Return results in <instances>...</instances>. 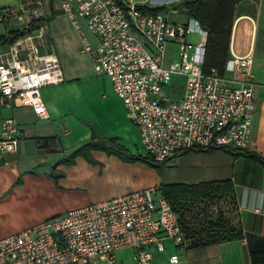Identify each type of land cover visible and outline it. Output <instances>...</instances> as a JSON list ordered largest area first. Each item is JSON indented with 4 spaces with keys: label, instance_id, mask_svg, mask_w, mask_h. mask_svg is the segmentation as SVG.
I'll return each instance as SVG.
<instances>
[{
    "label": "built area",
    "instance_id": "1",
    "mask_svg": "<svg viewBox=\"0 0 264 264\" xmlns=\"http://www.w3.org/2000/svg\"><path fill=\"white\" fill-rule=\"evenodd\" d=\"M143 3L61 0L60 8L96 74L110 79L147 154L158 163L195 147L247 146L257 87L253 52L240 55L231 49L225 74L214 68L204 72L206 30L194 18H171L175 8L154 13L142 11ZM45 16L40 0L0 8L6 28L28 29L38 20L37 27L0 45V103L29 106L39 118L48 116L41 87L62 79L57 56L47 50ZM192 31L201 35L190 52ZM169 42L180 46L178 68L164 64ZM175 74L185 76L183 94L161 96ZM60 128L69 132L63 123ZM0 133L1 158L16 151L23 128L8 116L0 120ZM167 236L180 248L186 245L178 214L151 186L68 209L0 237V264H112L117 249L124 247L133 251L137 264H153L149 246L163 250ZM168 262L185 264L177 254Z\"/></svg>",
    "mask_w": 264,
    "mask_h": 264
},
{
    "label": "crops",
    "instance_id": "2",
    "mask_svg": "<svg viewBox=\"0 0 264 264\" xmlns=\"http://www.w3.org/2000/svg\"><path fill=\"white\" fill-rule=\"evenodd\" d=\"M35 1L37 0H0V8ZM40 1L43 2V0ZM153 1L161 2L162 0ZM183 13L185 22H187L189 17L185 12ZM244 18L249 19V21L246 20L247 29H249L247 45L243 48L236 47L233 43V32L230 44L236 54L242 55L247 51H252L255 57L252 66L257 86L254 99L255 109L246 148L256 150L264 156V52L257 54L252 43L256 20L251 14L240 12V15L235 18L233 28ZM5 30V25L0 23V33ZM47 36L51 37V34ZM50 41L48 50L55 53L61 65L60 54L54 50L53 37ZM61 71L60 82L45 84L41 87V95L48 109L47 118H39L29 106L0 103V120L8 116L14 117L23 128V135L19 137L16 151L5 153L0 158V222L6 218L5 211L8 207L21 203L29 197L49 207L47 214L41 216L45 219V217H51V215L80 205L106 200L138 189L158 187L165 182L194 183L228 178L232 180L235 192L233 203L223 208V215L241 231V237L182 248L176 246L170 237H163V250L156 249L154 245L149 246L152 263L169 264V256L177 254L180 261L185 264H264V252L250 254V244L257 237H264V169L259 162L239 154L232 156L222 148L190 152L182 150L157 163L161 177L154 180V184L149 185L152 182L150 181L145 185H137L135 188L130 186L121 190L113 188V184H117V181H121V177L126 178V176H120L124 167H120V164L112 158H106L102 166L86 164V162L81 164L78 156L74 164L59 163L71 150L91 139V128L82 124L78 119L75 98L73 96L69 98L65 92L68 88L67 91L69 92L70 89L72 93L74 86L72 82L81 80V77L78 75L65 76L62 65ZM105 92V107L99 106L100 109L110 112L111 108H114L116 113L126 118L122 101L113 92L111 82ZM109 98H114V103ZM87 108L94 107L89 104ZM61 123L68 127V133L61 130ZM48 136H54V142L48 140V145H45L38 140V137ZM91 151L95 155V150ZM53 171L61 174L57 183L53 179ZM18 179L20 183H17ZM27 226L28 224L23 228ZM23 228L16 229V231ZM9 233L11 231L0 228V237ZM127 250L131 252L129 254L132 260L120 259L119 264H137L133 251L126 247L117 249L113 263L117 262L118 256L128 252Z\"/></svg>",
    "mask_w": 264,
    "mask_h": 264
},
{
    "label": "rangeland",
    "instance_id": "3",
    "mask_svg": "<svg viewBox=\"0 0 264 264\" xmlns=\"http://www.w3.org/2000/svg\"><path fill=\"white\" fill-rule=\"evenodd\" d=\"M138 1V0H136ZM180 0H162L161 2L147 1L148 4L165 5L167 10H170L171 2L178 3ZM61 0H43L44 7L46 8V17L49 20L46 21L47 34H51L54 39L55 51L59 52L61 57L62 70L65 76L71 77L78 75L81 80L72 82V93L69 89L65 91L69 95V98L73 96L75 99V109L79 121L88 127H93L99 138L104 139V136H117L119 142L124 149L132 156L131 158H123L118 153H107L103 149H94L96 158L99 162L105 163L106 158H112L115 162L120 164V167H124L121 170V181L117 184H113V188L122 189L127 186L135 188L137 185H145L152 181L149 185L154 184L153 181L160 178V169L157 162H153L151 159L146 161L143 156H147V151L140 143L138 134V127L131 121L125 114L126 118L121 117V114L116 113V109L111 108L110 112L103 111L99 106L105 107L106 95L105 90L109 86L110 79L108 77L97 76L93 65L91 64L88 56L81 52L80 38L77 35L71 22L65 16L60 8ZM238 12H247L252 15L256 20V25L253 31L252 43L256 48L257 54L264 52V0H243L237 7ZM180 21H185L184 13L179 9L178 12H174L170 16ZM249 19L244 18L238 24L234 26L233 30V43L236 47L243 48L247 45V39L249 37L247 29V21ZM251 22V21H250ZM199 31H192L188 34L189 51L192 52L194 44L200 39ZM181 51L178 43H167L163 61L169 68H178L180 66ZM106 81V82H104ZM185 76L175 74L170 82V85H165L163 90L165 94L161 93V96L176 99L180 97L184 92ZM68 87H70V84ZM114 103V98H109ZM109 103V102H108ZM93 105L94 108L88 109L87 105ZM113 106V105H112ZM115 107V106H114ZM81 164L88 162L81 156H78ZM101 157V158H100ZM102 159V160H101ZM122 169V168H121ZM159 184V183H158ZM231 204L228 200L209 201V203L199 202L195 203V206L190 207L187 211V216L191 222L201 227L210 219L215 217L219 210H222L226 205ZM49 207L43 205L38 200L29 197L23 200L21 203L12 205L7 208L6 218L0 222V228L3 230H9L11 232L16 229L23 228V226L37 223V221L43 219L41 216L47 214ZM64 213V212H62ZM58 214V213H57ZM60 214V213H59ZM48 218V217H45ZM173 241V239L171 238ZM118 256L116 263L119 264L121 260H132V256L129 250ZM124 263V262H123ZM128 263V262H127Z\"/></svg>",
    "mask_w": 264,
    "mask_h": 264
},
{
    "label": "trees",
    "instance_id": "4",
    "mask_svg": "<svg viewBox=\"0 0 264 264\" xmlns=\"http://www.w3.org/2000/svg\"><path fill=\"white\" fill-rule=\"evenodd\" d=\"M243 0H180L178 3L171 2V9L175 8L187 14L189 18H194L200 28L206 30L205 50L203 54V62L201 70L204 72L214 68L221 74H225V64L231 52V36L233 32V24L235 18L240 15L237 7ZM140 9L157 12L159 10H167L165 5H149L143 3L139 6ZM48 21L49 17L45 16ZM38 21V20H37ZM34 21L28 29H21L18 26L12 28L7 27L3 33H0V45H5L14 42L17 37L24 34L31 28L37 27L38 23ZM47 41L50 43L51 37L47 36ZM48 46L47 50L49 49ZM49 51V50H48ZM91 139L71 150L59 163L68 165L74 164L77 156L83 157L89 164H103L94 158L92 151L94 149H103L107 153H118L123 158H131L132 156L120 144L117 136H104V139L98 137L96 131L91 127ZM38 140L43 144L48 145V140L54 142V136L38 137ZM213 148L224 149L232 156L236 154L246 158H252L260 163L264 169V156L256 150H248L245 147H207L192 148L184 151L192 150H208ZM143 159L152 160L150 155L143 156ZM153 161V160H152ZM154 162V161H153ZM61 174H56L53 171V179L57 183L58 177ZM20 183V179L17 180ZM159 191L169 201L170 205L178 214L180 226L186 238L185 246H196V244H206L211 242L225 241V239L239 238L242 233L234 227L230 221L223 215V209L219 210L215 217L210 219L200 228L195 226L187 216V211L190 207L195 206V203L209 201H225L233 203L235 188L231 179L208 180L194 183H169L165 182L158 186ZM264 252V237H257L250 244V254L254 255Z\"/></svg>",
    "mask_w": 264,
    "mask_h": 264
}]
</instances>
